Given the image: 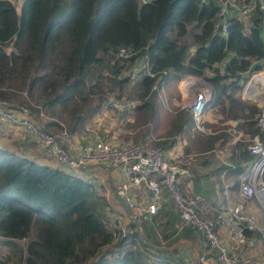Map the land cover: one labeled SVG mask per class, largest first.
Returning a JSON list of instances; mask_svg holds the SVG:
<instances>
[{"label":"trees","instance_id":"16d2710c","mask_svg":"<svg viewBox=\"0 0 264 264\" xmlns=\"http://www.w3.org/2000/svg\"><path fill=\"white\" fill-rule=\"evenodd\" d=\"M12 2L0 0V106L13 110L4 103H15L42 119L41 112L48 117L41 120L45 128L61 127L62 122L71 137L77 134L78 141L90 140L85 121L102 106L93 102L94 94L102 97L114 92L116 98L139 101L132 104L135 109L148 108L158 116L157 91L150 88L162 70L167 86L180 74H202L205 67L227 56L225 65L214 66L215 74L205 76L211 84V102L217 105L212 113L219 115L220 122L236 120L233 128L241 138L256 134L264 140V132L255 124L256 107L239 97L238 73L249 65L260 67L255 59L263 55L261 10L246 16V28L238 15H231L223 35L212 2L154 0L137 5L135 0H21L19 8ZM9 42L12 48L5 51L3 45ZM119 45L145 50L155 77L128 80L129 62L113 57ZM13 86L28 92L34 89L40 109L15 99L16 93L9 89ZM172 94L169 90L170 109H163L170 114L168 127L153 145L166 148L187 136L193 142L204 139L207 150L226 149L233 157L239 149L241 159L251 160L243 141L226 143V123L204 120L215 133L192 129L189 111L179 108ZM103 136L99 130L92 137ZM233 169L238 187L243 167ZM100 186L65 166L40 164L0 147V242L7 248L0 264H188L174 249L156 242L157 235L165 237L172 230L162 229L153 214H135L147 243L127 216L124 225L130 232L112 243L114 234L119 236L121 231L117 218L113 221L109 216L112 207ZM208 210L212 214L221 209Z\"/></svg>","mask_w":264,"mask_h":264},{"label":"built area","instance_id":"2783aa9c","mask_svg":"<svg viewBox=\"0 0 264 264\" xmlns=\"http://www.w3.org/2000/svg\"><path fill=\"white\" fill-rule=\"evenodd\" d=\"M152 1L154 0H135L137 5ZM198 2L202 5H208L210 2L215 4V16L223 35L226 34L228 18L233 14L238 15L242 27L245 28L249 26L246 16L253 14L256 9L261 10L264 15V0H198ZM260 38L263 40V55L255 59L260 67L252 68L249 65L245 70L238 72L239 81L242 82L239 97L256 107L255 124L264 132V22ZM113 57L129 62L125 74L130 81L142 76L155 77L156 72L151 69L145 50L119 45L114 49ZM226 63L227 56H223L218 62L205 67L202 74L182 73L175 79V87L180 98L179 108H186L189 111L192 129L203 133L215 132L204 124L205 113L217 111V105L211 102V84L204 77L206 74H215L214 66ZM161 73L163 75L165 70ZM162 75L155 77L150 89L157 91L165 86ZM106 104L116 113H120L131 108L133 102L117 98L108 99ZM111 124H114V121H111ZM5 125L22 127L30 137L37 139L46 156L90 183H98L97 176L94 172L86 171L84 164L103 162L108 168L118 170L123 179L116 186V190L132 210L135 203L130 194L131 188H135L139 193H146L145 211L148 215L157 213L163 200L168 199L178 216L175 232L182 227L197 232L201 237L202 248L215 251L217 264H239L237 250L242 246L251 247L254 244L253 237L246 231L256 227V217L247 209L245 201L247 198H254L264 213V140L256 134L246 138L245 148L252 157L247 167L238 175V193L241 200L223 210L207 214L206 210L198 205L197 195L181 189L173 163L157 146L142 141L113 142L97 138L75 143L65 128L49 131L36 120L0 106V127ZM116 218V223H119V216ZM221 226L228 232L226 241L219 233ZM120 231L121 235L114 234L112 243L116 238L121 239L126 232H130V229L123 224ZM204 259L202 253L197 257V261L201 263Z\"/></svg>","mask_w":264,"mask_h":264},{"label":"crops","instance_id":"0c3cea01","mask_svg":"<svg viewBox=\"0 0 264 264\" xmlns=\"http://www.w3.org/2000/svg\"><path fill=\"white\" fill-rule=\"evenodd\" d=\"M12 104L15 107L13 110L18 115L28 116L41 124V120H45V118H39L31 109H29L30 111H25L20 105ZM42 116L45 115L42 114ZM204 118L205 121L217 124L226 123L228 125L223 129L228 134L226 143H232L236 139L242 141L239 135L240 132L235 131L233 128L236 120L220 122L219 115L211 112L205 113ZM85 126L87 129L90 128L89 123L87 125L86 121ZM47 129L53 131L49 128ZM76 136L77 134H72V140L78 142V137ZM162 137L161 134L158 136L159 139ZM202 142H204V139H198L193 142L189 141L187 136H180L169 147H159L162 148L167 158L173 163L182 190L197 195L199 197L198 205L207 211H209L208 209L217 208L223 210L228 205L241 200L237 181L234 182L236 177L234 176L233 168L241 166L244 170L250 159H241V156H238L239 149H236L237 154L233 157L229 156L230 153L226 149L215 148L207 150L202 145ZM0 147L26 155L40 164L63 167L53 158L46 156L42 152L41 145L37 142V139L30 137L24 132L22 127L17 125L0 127ZM197 147H200V149ZM84 166L86 171L89 170V172L96 174L97 181L112 207L109 216L113 218V221L119 216V220L125 223L127 217L112 193L113 189L116 190V186L123 179L122 174L114 168H108L103 162L88 163L84 164ZM131 189L130 194L133 196L135 203L133 212L142 217H150L151 215H148L145 211L146 193H139L135 188ZM245 204L247 209L256 217V227L250 230L252 231L251 234L247 233L253 237L254 244L251 247L242 246L237 250L238 263L264 264V222L261 220L262 211L257 201L252 197L247 198ZM153 215L158 217L159 226L162 229L166 230L167 233L170 229L173 231L165 237L157 235L155 237L156 242H159L167 250L174 249L175 253L188 264H217L214 251L202 248L201 237L197 232L186 227H182L175 232L178 216L168 199L163 200L160 209ZM219 233L222 239L226 238L227 240L228 232L225 227H219ZM201 253L205 258L202 263L197 261V257Z\"/></svg>","mask_w":264,"mask_h":264},{"label":"rangeland","instance_id":"374dc122","mask_svg":"<svg viewBox=\"0 0 264 264\" xmlns=\"http://www.w3.org/2000/svg\"><path fill=\"white\" fill-rule=\"evenodd\" d=\"M12 1H13L12 3L19 8V4L21 0H12ZM3 48L5 49V51L10 50L12 48L10 42L4 44ZM18 88L19 87H16V86L9 88L11 92L16 93L15 99L22 98L28 101L29 103H31L33 107L40 109L38 105V99L36 96V92L34 89H32L31 92H28L25 87L21 88L20 90ZM169 90L171 91V93L175 94L176 99L178 98L177 100L178 102H180L179 101L180 98H179L178 92L175 87V80H172V82L168 83L167 86L165 85L162 89L157 90V99H156V103L154 101V106L156 107V104H158V109H159L158 116H156L155 114H152L153 112L148 110V108L135 109L133 106L130 108V111L127 110L126 113H122V114L116 113L114 110L108 109V107L106 106L107 105L106 101L108 99H117L114 96L115 95L114 92H110V93L105 92L103 93L102 97L100 93L94 94L93 102H99L100 104H102V106L97 112L92 114L90 119L86 120L87 125L89 123V127H90L89 130H90V135H91V136L87 135V138L92 139L96 137V135L94 137L92 136L94 135V133H97L99 130H102L104 131V136L102 139H106V140L113 141V142L142 141L147 144L153 145L152 142L155 139H157L160 134H162V132L165 130L166 127H168V124H169L170 114H166V112L163 110L164 108L170 109L171 107L170 104L167 103ZM174 94H172V96ZM121 97H124V96H121ZM106 98L107 100L103 102ZM132 102H133V105L139 103V101L135 102L134 100H132ZM23 108H26V107H23ZM42 118L47 119L48 117L45 115V116H42ZM111 121H114V124L110 125ZM60 124H61V127H54L50 130L55 131L58 128H65V125L62 122H60ZM249 137H250L249 135L244 136V138H242V141L246 143V138H249ZM133 207H135V204ZM262 215L263 216L261 220L264 222L263 211H262ZM116 224H117V227L120 228V226H123L124 223L119 221V223H116ZM223 240L225 241L226 238H223ZM22 241L23 240H20V242ZM6 252H7V248L1 245V242H0V257H3L4 253ZM7 264H10V263H7Z\"/></svg>","mask_w":264,"mask_h":264},{"label":"water","instance_id":"95a60500","mask_svg":"<svg viewBox=\"0 0 264 264\" xmlns=\"http://www.w3.org/2000/svg\"><path fill=\"white\" fill-rule=\"evenodd\" d=\"M6 105L8 106H13L14 104L12 103H8V102H5ZM17 106V105H15ZM23 110L25 111H30L29 109L27 108H22ZM38 124L40 126H42V124L40 122H38ZM113 196L114 198L116 199V201L119 203V205L121 206V208L123 209L124 213L126 214V216L132 221L133 225H134V229H135V232L136 234L145 242L147 243V240L142 238V234H141V229H140V226H139V223L136 219V216L133 212V210L124 202L123 198L118 194L117 190L113 189Z\"/></svg>","mask_w":264,"mask_h":264}]
</instances>
